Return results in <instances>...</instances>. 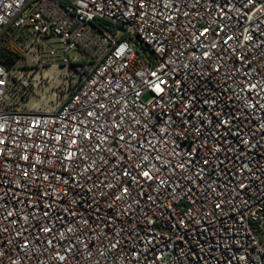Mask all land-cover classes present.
Returning <instances> with one entry per match:
<instances>
[{"label":"built area","instance_id":"built-area-1","mask_svg":"<svg viewBox=\"0 0 264 264\" xmlns=\"http://www.w3.org/2000/svg\"><path fill=\"white\" fill-rule=\"evenodd\" d=\"M0 264H264V0H0Z\"/></svg>","mask_w":264,"mask_h":264},{"label":"rangeland","instance_id":"rangeland-1","mask_svg":"<svg viewBox=\"0 0 264 264\" xmlns=\"http://www.w3.org/2000/svg\"><path fill=\"white\" fill-rule=\"evenodd\" d=\"M149 95H145V98L147 99ZM52 100L46 96L42 99V103H40L43 107L51 106L52 105Z\"/></svg>","mask_w":264,"mask_h":264},{"label":"snow or ice","instance_id":"snow-or-ice-1","mask_svg":"<svg viewBox=\"0 0 264 264\" xmlns=\"http://www.w3.org/2000/svg\"><path fill=\"white\" fill-rule=\"evenodd\" d=\"M145 175H147V173H145Z\"/></svg>","mask_w":264,"mask_h":264}]
</instances>
